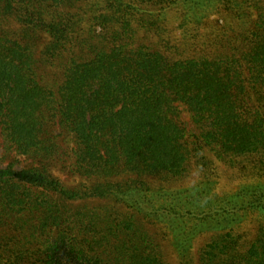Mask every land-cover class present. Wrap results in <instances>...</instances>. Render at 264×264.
Instances as JSON below:
<instances>
[{
	"label": "trees",
	"instance_id": "obj_1",
	"mask_svg": "<svg viewBox=\"0 0 264 264\" xmlns=\"http://www.w3.org/2000/svg\"><path fill=\"white\" fill-rule=\"evenodd\" d=\"M0 264H264V0H0Z\"/></svg>",
	"mask_w": 264,
	"mask_h": 264
},
{
	"label": "rangeland",
	"instance_id": "obj_2",
	"mask_svg": "<svg viewBox=\"0 0 264 264\" xmlns=\"http://www.w3.org/2000/svg\"><path fill=\"white\" fill-rule=\"evenodd\" d=\"M1 159H2V146H1V138H0V167L4 166L5 165V162H1Z\"/></svg>",
	"mask_w": 264,
	"mask_h": 264
}]
</instances>
